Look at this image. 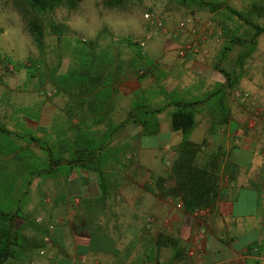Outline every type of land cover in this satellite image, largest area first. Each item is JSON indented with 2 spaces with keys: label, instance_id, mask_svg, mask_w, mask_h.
<instances>
[{
  "label": "crops",
  "instance_id": "obj_1",
  "mask_svg": "<svg viewBox=\"0 0 264 264\" xmlns=\"http://www.w3.org/2000/svg\"><path fill=\"white\" fill-rule=\"evenodd\" d=\"M177 45L168 37L129 56H122L123 44L111 46L113 82L102 110L108 118L100 126H92L91 116L70 117L68 96L54 85L48 100L42 90L50 83L49 75L45 81L27 75L30 60L14 61L6 74L0 64V86L8 92L0 106V124L7 134L0 139H12L6 142L15 152L18 141L23 148L39 150L19 157L1 153L0 144V161L17 162L18 169H26L27 161V176L41 180L16 192L45 196L42 201L15 202L12 256L2 264H264V153L256 152L264 143V107H255V112L231 107L227 91L226 122L211 118L214 111L205 103L194 108L195 125L186 139L199 146L197 162L213 158L219 168L225 162L234 168L230 180L218 172L219 195L205 215L196 218L185 212L169 171L182 136L171 131L169 117L174 103L202 101L224 79L198 55L178 58ZM69 66L59 68L54 77L65 75ZM258 97L250 95L248 104ZM157 107L162 109L155 115L157 132L139 134L140 114ZM87 112L91 108L83 105L73 113ZM131 113L137 116L134 122L128 118ZM122 122L118 133L134 132L121 138L117 133L109 144L121 148L118 155H107L104 171L114 175L110 185L101 188L95 173L80 165L67 166L65 160L60 169L51 165L53 158H68L64 146L70 127L105 129ZM28 136L36 143L27 142ZM6 226L0 217V230Z\"/></svg>",
  "mask_w": 264,
  "mask_h": 264
},
{
  "label": "trees",
  "instance_id": "obj_2",
  "mask_svg": "<svg viewBox=\"0 0 264 264\" xmlns=\"http://www.w3.org/2000/svg\"><path fill=\"white\" fill-rule=\"evenodd\" d=\"M11 1L15 12L23 23L25 32L31 37L37 50H40L42 46L44 28L48 29L57 45L63 41L70 42L68 43L71 44L69 45L70 49H74L71 58L73 64L69 66L65 75L53 77L55 91L65 93L68 96L70 102L68 114L70 117L83 118L84 120L86 116H91L94 121L92 126L102 125L108 118V114L102 110L110 96L111 89L109 86L113 82L112 69L115 63L114 55L111 54L114 51L111 46L114 45L109 42L106 46H100L98 42L105 30L100 31L91 40L79 42L81 45L78 42L74 45L72 42L75 39L73 40L71 31L66 26L50 20L49 16L59 7L68 11L74 10L79 0ZM131 1L133 0H103L102 5L110 9H124ZM179 1L183 2L185 0ZM187 1L199 9H209L210 12L223 9L229 16L234 17L252 30L249 40L231 36L220 51L221 55H225L230 50V47L235 44L240 47L245 46L248 49L238 57L240 63L254 48V39L264 33V28L253 22V18L264 20V0L251 3L245 13L236 11L223 3L207 0ZM221 30L223 32L222 28ZM122 42L130 45L128 39H122ZM139 55L140 53L138 52L137 59L141 58ZM26 68L27 75H35L37 73L35 63L32 61H29V66ZM212 68L223 77L224 83L218 84L216 89H213L208 97L202 101L174 103V111L169 117L171 131L179 132L182 136L181 142L175 147L176 157L171 162L169 171L174 181L175 193L179 196L181 206L187 213L212 208L213 202L219 195L218 172L221 171L222 175H225L227 180H230L232 178L230 171L232 172L234 168L229 162H225L219 168L213 158L207 160L204 164L198 163L196 155L199 152V146L186 139L195 125L194 108L200 104H206L211 99H213V102L209 103L210 107H208L209 111H214V114H211V118H220V122H226V93L233 88L237 78H232L229 73L219 68L218 62L213 64ZM83 105H86L88 110L91 108L92 112L85 114L73 113L74 107ZM94 110L100 112L95 113ZM161 110V107L148 108L142 112V116L140 114L139 118L142 121L136 122L141 126L139 134L153 135L157 132L155 115ZM136 117L131 113L128 118H131L132 122H134L135 120L133 119ZM124 124L125 122H122L119 126L105 129L84 128L81 127L83 124L70 127L71 129L68 131L69 137L66 138V145L64 146L66 148L65 154H67L68 158H53L50 161L51 165L60 169V164L63 160H65L67 166L80 165L86 171L91 170L95 173L98 185L101 188L110 185L113 182L114 175L104 171L108 161L107 155H118L121 153V148L117 146L111 147L109 144L118 133L120 126ZM0 134H7L1 124ZM26 141L36 143V139L31 136H28ZM38 147L42 149L40 144ZM49 154L52 156L53 153L49 151ZM110 159L113 160V157ZM14 216L12 212L0 213V217L5 218L7 223L5 231L0 230V264L12 256L11 247L14 244L13 240L16 234L13 226Z\"/></svg>",
  "mask_w": 264,
  "mask_h": 264
},
{
  "label": "rangeland",
  "instance_id": "obj_3",
  "mask_svg": "<svg viewBox=\"0 0 264 264\" xmlns=\"http://www.w3.org/2000/svg\"><path fill=\"white\" fill-rule=\"evenodd\" d=\"M103 0H79L76 8L68 11L65 8H56L49 16V19L55 23L66 26L72 33L73 44L91 40L96 37L100 31H104L99 38V45L112 44L119 47L124 46L127 56L133 54L136 50L141 51L135 44V41H143L145 35L144 23L142 15L145 12L155 14L162 24L170 29L181 18L185 16H196L204 20L212 22L215 30L220 32V35L213 34L205 44L206 53L198 55V57L212 68L213 64L218 62L219 68L223 69L231 75L232 78H237L232 89L228 91V102L232 107L233 104L244 106L252 111L257 109V106L264 107V33L258 35L255 39V45L250 54H248L242 63H240L239 56L247 51L245 46L233 45L230 50L221 55L220 51L225 45L227 39L231 36L249 40L252 35V30L237 21L234 17L229 16L223 9L210 12L209 9H199L194 4H190L187 0L180 2L179 0H133L129 2L124 9L106 8L102 5ZM216 3H223L224 5L245 13L249 5V1L237 3L235 0H207ZM256 2V1H253ZM252 2V3H253ZM213 13V15H212ZM253 22L264 28V20L253 18ZM223 29V32L221 30ZM122 39H128L130 45L122 42ZM168 39V36L156 35L150 40L145 42L142 51H146L152 44H158ZM70 42H62L57 45L54 37L48 32L47 28L43 30V38L41 41V48L37 50L34 46L31 37L25 32L23 23L20 17L15 12L11 0H0V62L4 74L8 73V65L14 67L13 62L19 59H28L35 63V69L39 80L48 74L49 85L46 89L42 90V94L47 92L48 100L52 99L53 77L55 71L63 68L66 65H72V53L74 49H70L68 44ZM72 44V45H73ZM81 45V43H79ZM72 62V63H71ZM75 63V62H74ZM218 77L223 78L218 72ZM7 76V75H6ZM214 86L213 89H216ZM212 89V86L210 85ZM46 90V92H44ZM234 92L246 94L243 101H239L233 97ZM0 106L5 104L8 99V92L3 93V88L0 86ZM250 95L258 97L252 104L249 103ZM11 100V99H10ZM9 100V101H10ZM213 99L206 102L205 106L210 107ZM253 106V107H249ZM232 109V108H231ZM213 111V110H211ZM0 115V123H2ZM127 136L133 134V130L126 131ZM124 131L118 133V138H121ZM234 138V131H230ZM179 135V134H178ZM262 140V135H261ZM8 140L10 138H7ZM5 136H1V153H14L21 157L26 154H37V148L34 150L25 147L23 148L22 142L18 141L19 146L16 148L10 146ZM10 139L9 141H11ZM15 143V141H12ZM13 145V144H12ZM258 155L264 153V143H259L256 149ZM26 169L16 168L17 162H2L0 161V213L12 212L17 206L15 202L24 204L27 202L35 201L36 199L44 200L45 196L32 193H17L16 190L33 186L40 182V177L29 175L27 176V161H23ZM17 165V166H16ZM16 166V167H15ZM6 169V172L3 169ZM13 168L10 172L7 170ZM33 174V173H32ZM47 180V179H45ZM52 182V181H51ZM22 187V188H21ZM20 199V200H18ZM18 200V201H17Z\"/></svg>",
  "mask_w": 264,
  "mask_h": 264
},
{
  "label": "built area",
  "instance_id": "obj_4",
  "mask_svg": "<svg viewBox=\"0 0 264 264\" xmlns=\"http://www.w3.org/2000/svg\"><path fill=\"white\" fill-rule=\"evenodd\" d=\"M144 23L145 35L143 41H135L134 44L141 50L145 42L153 36L161 35L168 36L171 39L178 41L176 56L184 58L186 55H203L206 53L205 43L213 35H220L218 30H215L213 24L209 20L201 19L196 16H185L179 19L172 28H166L160 19L151 12H145L142 15ZM45 96H49L45 93ZM233 97L239 101L246 98V94L234 92ZM177 208L180 205L176 206ZM194 217H200L206 214L205 210H198L192 213Z\"/></svg>",
  "mask_w": 264,
  "mask_h": 264
}]
</instances>
